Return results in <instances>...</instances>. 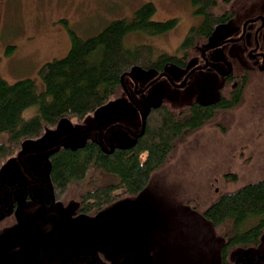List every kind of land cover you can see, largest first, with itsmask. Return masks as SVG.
I'll return each instance as SVG.
<instances>
[{
	"label": "rangeland",
	"instance_id": "1",
	"mask_svg": "<svg viewBox=\"0 0 264 264\" xmlns=\"http://www.w3.org/2000/svg\"><path fill=\"white\" fill-rule=\"evenodd\" d=\"M145 3L156 7L153 20H177L176 26L164 33L135 31L125 37L126 47L151 46L153 59L177 53L190 30L202 22L194 13L192 0H0V77L11 83L32 78L43 87L40 70L68 53L70 31L82 38L93 36L114 20L132 21ZM233 7L236 18L218 27L211 43L236 37L246 19L264 16V0H241ZM236 49V44L223 48ZM166 72L175 73L160 77L152 69H133L126 79L125 97L109 101L84 117L62 118L40 137L13 147L12 155L3 160L5 170L11 166L24 170L17 157L26 154L28 165L27 153L32 152L29 161L39 162L44 174L39 169L33 171L46 178L49 165L45 156L63 140L71 147L84 144L88 138L101 140L106 148L131 144L146 111L141 91L154 79L158 82L153 89H159L162 100L172 107L220 96V79L214 70L191 71L187 76L173 67ZM244 95L235 124L228 129L218 124L207 126L187 136L137 199L121 197L113 207L87 220L90 228H98H92L90 234L100 249L106 254L122 250L123 254L138 253L140 264H223L225 237L203 211L221 195L264 177V79L258 76ZM37 109L36 105L29 107L25 117L37 114ZM67 203L75 210L79 206L78 202ZM48 246L53 250L43 252V257H59V240H50ZM236 260L237 264H264V253L247 250Z\"/></svg>",
	"mask_w": 264,
	"mask_h": 264
},
{
	"label": "trees",
	"instance_id": "2",
	"mask_svg": "<svg viewBox=\"0 0 264 264\" xmlns=\"http://www.w3.org/2000/svg\"><path fill=\"white\" fill-rule=\"evenodd\" d=\"M237 3L192 0L194 13L202 17V22L190 30L174 54L164 53L153 59L151 46H125L124 39L131 32L160 34L176 26V19L153 20L156 7L145 3L132 21L114 20L93 36L82 38L70 31L68 53L40 70L43 87L32 78L11 83L0 77V167L12 155L13 147L40 137L60 119L84 117L109 101L125 97L126 79L133 69H152L157 75L169 67L190 71L218 27L235 16L233 6ZM255 82L251 77L243 85L231 87L230 92L226 91L228 87L221 88L220 98L211 102L195 100L172 107L164 101L160 108L148 106L144 132L126 146L111 150L94 138L77 147L64 142L55 145L48 152L49 179L59 199L78 202L81 212L97 213L121 197L140 195L187 136L207 126L218 124L228 129L236 123L246 100L245 89ZM33 105L38 113L25 117V111ZM203 215L225 237L223 264H237L240 253L247 250L264 253V177L221 195Z\"/></svg>",
	"mask_w": 264,
	"mask_h": 264
},
{
	"label": "flooded vegetation",
	"instance_id": "3",
	"mask_svg": "<svg viewBox=\"0 0 264 264\" xmlns=\"http://www.w3.org/2000/svg\"><path fill=\"white\" fill-rule=\"evenodd\" d=\"M240 1L238 0L237 6ZM234 12L233 18H236L237 11ZM228 44H236L237 49L223 50ZM208 69L217 72L220 79L219 91L228 87L226 91L230 92L251 77L256 79L259 76L264 79V16L257 14L246 19L236 37H227L214 43L210 41L201 58L185 76L191 71L193 74L203 73ZM166 73L169 72L161 73L160 77H164ZM157 82L154 79L141 91L140 96L146 108L151 107V103L158 102L159 89H153ZM219 98L220 96L217 99ZM143 125L142 121V130L139 127L134 138L141 135L140 131L144 132ZM31 153H27L30 154L29 160ZM24 155L20 154V159L17 157L23 168L25 166L24 170L21 167L15 170L13 166L10 170H5V163L0 167V264H140L138 253L123 254L122 250L120 253L106 254L100 249V243L97 244L92 239L91 229L98 231V228H90L87 220L98 216L105 208L97 213L73 209L75 206L59 199V194L50 182L49 171L46 178L39 177L33 170L39 169L44 174V167L33 160H28L27 165ZM45 158L49 165L48 155ZM17 160L13 161L16 165ZM138 196L128 198L137 199ZM112 204L107 206L106 211L113 207ZM52 239L59 240V257L45 258L43 252L53 250L48 246Z\"/></svg>",
	"mask_w": 264,
	"mask_h": 264
},
{
	"label": "water",
	"instance_id": "4",
	"mask_svg": "<svg viewBox=\"0 0 264 264\" xmlns=\"http://www.w3.org/2000/svg\"><path fill=\"white\" fill-rule=\"evenodd\" d=\"M157 98H158V102H156L155 104H152L151 103V107H153V108H159L161 105H162V103H163V100H162V98H161V93L159 92L158 94H157ZM144 126V125H143ZM143 131H144V129H143ZM140 135V134H139ZM138 137V136H137ZM111 148V150L113 149V146H110Z\"/></svg>",
	"mask_w": 264,
	"mask_h": 264
}]
</instances>
